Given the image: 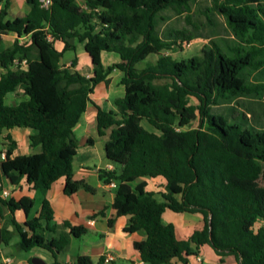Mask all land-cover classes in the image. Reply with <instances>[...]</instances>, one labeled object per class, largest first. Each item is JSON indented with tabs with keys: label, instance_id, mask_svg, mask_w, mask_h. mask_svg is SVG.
Here are the masks:
<instances>
[{
	"label": "trees",
	"instance_id": "1",
	"mask_svg": "<svg viewBox=\"0 0 264 264\" xmlns=\"http://www.w3.org/2000/svg\"><path fill=\"white\" fill-rule=\"evenodd\" d=\"M25 2L27 14L6 22L10 0H0V35L17 36L10 46L0 41V132L27 127L31 145L42 150L12 157L16 142L8 135L0 168L7 175L17 172L13 182L25 176L44 198L38 214L23 225L13 216L14 230L0 225V244L15 232L20 249L41 247L55 254L66 249L70 235L85 232L68 221L63 222L68 231H57L45 195L59 178L67 195L79 187L94 191L73 178L74 127L95 86L119 70L124 95L114 101L115 111L97 107L96 115L99 135L112 127L104 151L115 168L100 169L98 176L115 183L112 207L117 216H129L124 230L145 233L133 242L142 264L173 259L187 264L204 244L217 255H233L237 264H264V223L256 227L264 220V0H84V8L75 0H51L47 7L40 0ZM71 38L84 42L92 75L74 69L76 57L60 65L63 51L74 49ZM196 38L207 39L199 54L181 60L161 55L135 67L151 53ZM55 40L64 43L62 50ZM104 51L117 53L120 61L104 66ZM161 78L171 79L170 88L153 85ZM18 88L25 99L6 104V94ZM156 177L165 180L161 200L140 180ZM0 203L11 213H27L33 198L0 196ZM167 210L200 213L203 226L178 239L174 224L161 222ZM113 222L108 219L110 226ZM46 230L56 236L47 239ZM104 259L80 255L75 264H104Z\"/></svg>",
	"mask_w": 264,
	"mask_h": 264
},
{
	"label": "crops",
	"instance_id": "2",
	"mask_svg": "<svg viewBox=\"0 0 264 264\" xmlns=\"http://www.w3.org/2000/svg\"><path fill=\"white\" fill-rule=\"evenodd\" d=\"M75 1L80 7H85L84 0L83 3H80L78 0ZM12 8H14L15 12L14 17L10 19L9 15L12 13ZM28 11L29 6L26 4L25 0H10L5 21L11 22L19 19L25 16ZM5 36L11 38L10 43L5 41ZM16 37L14 32H8L7 34L0 35V41L2 39V42L6 46H10ZM68 42L74 46V49L63 51L59 61L60 65L68 66L72 58L76 57L77 64L74 69L78 70L83 75H92V63L89 55L84 50V42H79L75 38L68 39ZM53 44L57 50L60 51L63 49L64 43L62 41L55 40ZM205 44H207V39L196 38L188 43H184L181 48L174 47L173 49L163 50L160 54L151 53L143 60L137 62L135 67L137 68V65L143 61L148 63L147 59L149 57L153 59L151 63H155L159 56L165 55L164 52L172 51L175 48L183 51L188 46V50H198ZM78 50L83 54L80 63L76 56ZM66 51L75 52V56L61 61ZM101 61L104 66H107L119 62L120 57L115 52L104 51L101 53ZM145 66L138 69H142ZM2 72H4V70L0 68V75ZM121 76L122 73L119 70H114L108 76V83L101 82L95 86L93 93L90 95L91 101L87 103L84 113L74 127V134L78 139V148L72 160L73 178L89 184L87 181L88 178L93 175L96 176L98 179L96 185L92 186L89 184L94 191L91 192L83 187H79L76 192L67 195L63 190L64 180L63 178H59L52 183L45 195L54 212V224L57 231H68L63 224L64 221H68L71 225L84 226L85 232L81 235H84V237L90 235L91 237L86 240L83 244L84 246L80 247L81 235H70V242L67 249L57 251L56 253L54 252L55 254H53L51 251L41 247H32L29 250L20 249L17 246L19 236L14 232L7 244H0V264H32L31 258L33 257L41 258L44 264H53L54 261L60 264H75L77 257L80 255H87L91 257L93 261H96L100 256H105V254H111L113 256V260L110 261L112 263L116 261L117 257H121L126 261H131L132 264H142L138 251L133 247V242L144 239L145 233L143 231L128 233L124 230L130 223L129 216H117L115 209L112 207L114 191L112 192L111 190H114L115 183L113 182L114 186L110 183L106 184L99 179L98 176L100 169L110 170L115 168V164L106 158L104 151V145L109 139L112 127L105 129L103 135L98 134L96 121L97 107L105 111L116 110L114 101L124 95V86L120 83ZM160 80H167L169 83V87L167 88H170L172 81L168 78L154 79L152 81L153 85L156 86L155 81ZM20 91L21 95L18 98L17 94ZM23 99H25V96L22 90L18 88L6 94L5 103L14 105ZM143 125L150 129L149 125L145 122H143ZM31 132V129L27 127L2 129L0 132V162L4 158L5 151L8 147L6 139L8 135L16 142V148L13 150L12 157L41 152L42 147L40 144L31 145L29 140ZM88 138L92 139L91 144L87 142ZM104 159H106V163L102 162ZM12 176L16 177L17 172L12 171L7 175L4 174L0 168V196L3 199L12 198L14 200H19L24 196L30 197L33 198V206L27 213L22 209H17L11 213L5 204L0 203V225L7 226L8 230H14V226L10 222L11 216H13L18 224L23 225L26 220L38 214L44 198L43 194L38 189H35L32 184L26 181L25 176L17 178L15 180L16 182H13ZM140 180H145L147 183L146 189L155 192V197L161 200V197H158V195L160 196V192L165 191V180L162 177L141 178ZM155 182L159 185L154 186ZM3 191L7 192L6 196L1 195ZM108 219L114 220L111 226L108 224ZM161 222L163 224L173 223L175 226V234L178 239H187L194 230L201 229L203 226L202 214L200 213L184 212L182 218H176L169 210L162 215ZM263 223L264 220L259 218L256 221V227ZM42 224L45 225V222L43 221ZM44 235L47 239H51L56 236V232L46 230ZM198 251V255L188 257L187 264H237V259L233 255H217L207 244L199 246ZM171 264L183 263L177 259H173Z\"/></svg>",
	"mask_w": 264,
	"mask_h": 264
},
{
	"label": "rangeland",
	"instance_id": "3",
	"mask_svg": "<svg viewBox=\"0 0 264 264\" xmlns=\"http://www.w3.org/2000/svg\"><path fill=\"white\" fill-rule=\"evenodd\" d=\"M80 3H83V0H78ZM12 13L9 15V18L11 19V18H13L14 17V8H12V11H11ZM4 39H5V41L7 42V43H10V41H11V38L10 37H8V36H5L4 37ZM1 41H3L2 39H1ZM189 48H188V46L183 50V51H181V50H179L178 48H175L174 50H172V51H166V52H164V54L165 55H170L171 57H173V58H175V59H181V58H185V57H190V56H192V55H195V54H198L199 53V49L198 50H188ZM73 56H75V52H73V51H66L65 53H64V55H63V57L61 58V61H65V60H67V58H72ZM77 57H78V62L80 63V60L82 59L81 58V56H83V54L82 53H80V51L78 50V52H77V55H76ZM147 61H148V63H151L152 61H153V59H152V57H149L148 59H147ZM148 63H146V62H141L139 65H137V68H140V67H143V66H145V65H147ZM155 85L156 86H160V87H164V88H167V87H169V83H168V81L167 80H165V81H163V80H160V81H155ZM18 95V98L20 97V95H21V91L17 94ZM188 101H189V103L190 104H195L196 106H198V101L194 98V97H188ZM191 126L192 127H196L197 126V120H194L192 123H191ZM96 162V161H95ZM103 163H106V159H104L103 161H102ZM97 163V162H96ZM117 164V163H116ZM102 165H104V164H102ZM116 167H117V169H119V165L117 164L116 165ZM88 183L90 184V185H92V186H95L96 185V183L98 182V179H97V177L96 176H90L89 178H88ZM153 183V182H152ZM151 183V184H152ZM132 185H134V184H132ZM156 185H159L157 182H155L154 183V186H156ZM112 192L114 191V190H111ZM158 197H160L159 195H158ZM170 212V211H169ZM172 214L176 217V218H182V216H183V213H173L172 212ZM91 236L90 235H86L85 237H84V235H81L80 236V247L81 246H84L83 244L86 242V240H88L89 238H90ZM68 247V246H67ZM67 247H66V249H67ZM57 251H55V253H56ZM36 258H39V257H36ZM192 258H194V257H192ZM39 259H41V258H39ZM42 260V259H41ZM43 261V260H42ZM105 264H132V262L131 261H126L124 258H121V257H117V259H116V261L114 262V263H112V262H108V263H105Z\"/></svg>",
	"mask_w": 264,
	"mask_h": 264
},
{
	"label": "built area",
	"instance_id": "4",
	"mask_svg": "<svg viewBox=\"0 0 264 264\" xmlns=\"http://www.w3.org/2000/svg\"><path fill=\"white\" fill-rule=\"evenodd\" d=\"M40 1H41V6L42 7H47L51 3V0H40ZM23 65H24V63H23ZM2 156H3V154H2ZM110 184L112 186H114V183L113 182L110 183ZM1 195L2 196H6L7 195V192L6 191H3V192H1ZM112 260H113V256L111 254H105V259H104L105 262H110Z\"/></svg>",
	"mask_w": 264,
	"mask_h": 264
},
{
	"label": "water",
	"instance_id": "5",
	"mask_svg": "<svg viewBox=\"0 0 264 264\" xmlns=\"http://www.w3.org/2000/svg\"><path fill=\"white\" fill-rule=\"evenodd\" d=\"M9 229H10V228H9ZM31 263H32V264H44V261H42V260L39 259V258L33 257V258H31Z\"/></svg>",
	"mask_w": 264,
	"mask_h": 264
}]
</instances>
